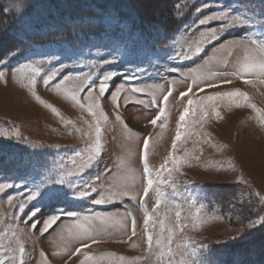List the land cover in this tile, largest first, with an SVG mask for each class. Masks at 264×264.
Masks as SVG:
<instances>
[{
  "label": "rangeland",
  "instance_id": "obj_1",
  "mask_svg": "<svg viewBox=\"0 0 264 264\" xmlns=\"http://www.w3.org/2000/svg\"><path fill=\"white\" fill-rule=\"evenodd\" d=\"M143 1L145 2H137V10L151 9L161 18L165 16L168 3H175V0ZM209 2L210 0L198 1L186 23L180 26L174 36L151 51L141 49L137 41L127 39L115 31L111 32L110 29L104 37L96 36L66 47L47 44L36 46L31 51L20 55L17 53L10 58L9 63L14 68L20 63L34 61L44 55L59 57L48 69L50 73L59 63L71 65L72 59L84 56V64L70 66L63 73L73 76L95 72L97 69L92 64L112 60V63L103 65L102 70L115 71L117 76L113 79L116 83L124 81L125 76H135L136 79L124 81L115 104L110 94L108 98L101 100V110L107 116V120L102 122L103 155L84 173L78 174L84 183H90L94 177L101 176V183L92 184L99 191L86 198L74 195L75 191L83 189V184L74 189L71 181L64 184L45 183L44 176L49 168L59 169L61 164L64 172L74 171L71 162L63 158L74 155L75 151L85 153L92 143L94 130L89 125L93 117L86 110L87 104L92 101L84 98L87 92L79 96L81 104L85 105L81 108L63 92L54 90L55 83L63 75L49 86L43 84V75L38 78L34 89L36 94L45 104L56 107L60 112L58 116L45 107V104L37 101L27 87L10 75L7 83L0 80V128L8 129L9 132L16 128L24 138L17 140L0 136L1 140L9 142L11 148L16 150L15 154L2 156L0 181L10 180L20 182L21 185L19 189L6 190L7 195L0 193V264H19L21 245L26 250L24 264H79L83 257L79 254L72 255L75 248L80 246L79 241L70 232H75L77 220L82 221L84 215L93 213L112 218L107 225L100 220L93 221L97 230L106 229L97 234V243L88 241L89 247L85 249L96 256L110 252L114 257L124 256L126 264H181L190 259L187 253L192 245L186 246L184 243L188 239L198 248L206 245L197 249V255L192 258L193 264H264V245L256 242L264 238V223L251 229L246 227L252 220L264 215V211L258 205V197H253L257 203L247 199L249 189L243 182L246 180L253 190L264 195V83L261 82L264 77L254 74L243 79L238 76H208L213 72L230 73L244 62L246 56L260 60L258 52L248 51L242 46L235 47L232 41L246 35L264 37V24L248 14L250 12L243 0H214L211 7L196 11L202 4ZM116 4H124V1ZM186 5L184 2L176 7L181 13L187 8ZM221 9H230L233 15L237 14L247 22L227 28L215 40L211 41L209 37L210 42L202 44V51L196 54V42L201 39L200 34L219 27L221 22L212 21L199 27L196 25L204 16ZM251 11L255 14L254 7ZM261 20L264 22V18ZM186 26L189 27L188 31H183ZM98 50L100 54L97 57L95 53ZM171 57L190 59L181 61ZM171 69L177 71L173 72ZM201 73L217 86L205 87L203 92H198L193 86V97L239 90L246 94L247 100L238 97V102H233L228 97H223L214 104L219 116L212 111V105L206 109L208 115L203 119L200 116H190L187 122L190 135L177 142L173 150L172 140L177 118L188 98L185 97L182 101L180 93L187 91L193 76ZM46 74L48 73L44 75ZM225 79L231 82L223 83ZM137 87L145 91L135 92ZM169 87L172 89L169 99L161 104ZM93 94L98 96V90ZM153 98L155 103H152ZM161 106L166 109L165 116L156 125L150 124L149 121L157 115ZM117 113L131 132L116 121ZM65 120H70L71 123H65ZM160 124L164 125L162 129ZM85 132H91L92 139ZM144 137L151 138L147 159L153 170V179L157 182L150 189L142 206L139 196L143 194L146 181L140 154ZM32 144L43 146L33 147ZM50 145H60L61 148L55 149ZM25 152H28L27 158H32L31 155L36 158L32 166L18 164L17 160L26 157ZM170 152L182 157V161L170 177L168 172L162 171L157 178L155 173L160 170V165L165 163ZM167 166L173 167L170 160ZM237 177L242 179L237 180ZM160 179H164L165 183H159ZM73 183L77 182L74 180ZM40 184L43 187L39 188L38 196L21 212L18 205L25 202L26 196L22 200L19 198L20 194ZM124 185L129 188L131 196H137L136 200L124 198L122 202L112 200L105 204L92 202L100 198L107 200L111 191ZM158 190L164 194L163 202L154 215L150 229L161 234L163 247L154 243L152 250L145 252L144 209L152 211ZM8 195L14 197L11 202L8 201ZM35 208L39 211L29 217L28 214ZM58 210L76 212L77 216L61 217L42 235L44 220ZM176 211L181 213L179 222L175 216ZM128 213L131 215H127ZM133 219L135 235L132 234ZM116 220H120L124 227L115 224ZM161 220L164 222L163 228L160 227ZM36 222L39 223L33 232L31 224ZM178 224L186 227L181 229ZM242 227L245 229L243 232L240 231ZM169 228L172 229L170 253ZM41 252L45 255L41 256ZM213 254L220 256L212 261L210 255L213 257ZM100 264H108V259L102 260Z\"/></svg>",
  "mask_w": 264,
  "mask_h": 264
},
{
  "label": "snow or ice",
  "instance_id": "obj_2",
  "mask_svg": "<svg viewBox=\"0 0 264 264\" xmlns=\"http://www.w3.org/2000/svg\"><path fill=\"white\" fill-rule=\"evenodd\" d=\"M214 0H210L207 4H202L201 7H198L196 9L197 12H200L204 8L211 7ZM16 12L18 14L17 21L19 25H21L25 32H32L33 31V25L31 22L25 19L26 12L25 9L28 7V4L26 0H17V2L14 5ZM219 7V5H217ZM178 11V9H176ZM177 19L180 17L174 16ZM212 21H220L219 27L211 28L209 32H202L200 34L201 39L197 41V46L195 47V53L199 54L202 51L201 45L205 43H209V37L212 40L217 39L227 28L233 27V26H241L244 25L247 21L244 18H241L239 15L231 13L230 9H221L216 12H212L210 15L204 16V18L200 19L196 27H199L201 25H208ZM191 27V26H190ZM188 26H186L185 30L188 31ZM0 31L6 32L7 26L0 25ZM259 41V42H258ZM233 46L235 47H244L248 51H255L258 52L261 55L260 60H256L254 58L245 57L244 62L239 64V67L234 69L233 71L229 72H222V73H209V77H216V76H232V77H240L243 79L247 75L254 74L259 77H264V37H252V36H245V37H239L238 39L232 41ZM175 45H173L174 47ZM223 47V45H221ZM19 52V49H14L12 52H9L6 56L0 58V80H3L5 83L8 82L9 75L12 79H15L19 81L22 85L28 88L29 92H31L32 96L35 97L37 101H39L41 104H45V101H43L40 96H38L35 92V85L37 83L38 78H40L43 75V84L45 86H49L50 84L54 83V81L63 73L66 69L71 67H76L77 65L84 64V56H77L75 59L71 60V65L69 64H63L59 63L58 67L53 68L50 73L48 72V69L51 67L53 62L57 61L59 57L56 56H41V58L35 59L34 61L24 62L20 63L18 66L14 67L12 64L9 63V60L12 56L16 55V53ZM100 54L99 50L95 53V55L98 57ZM172 59H179L181 61L185 59H190V57H171ZM101 60V59H98ZM101 64H92V67L97 69L95 72H88L83 74H77V75H63V78L59 80L58 83H55V89L56 91L63 92L65 96L70 98L73 102H75L77 105H79L81 108H84L85 105L81 104V101L79 99V96L83 92H87V95L84 97L86 100L92 101L87 104L86 110L87 112L93 117L92 123L89 125L91 129L94 130V139H92V133L91 132H85V135L89 136L90 139H92V143L88 146V149L85 153L82 154L81 151H75L74 155L70 157H64L63 159L66 161H70L74 171L64 172L63 166L59 167V169L56 168H49L46 172V175L44 176V182L45 183H68L71 181V186L76 189L80 184H83V189L79 192H74V195L78 198H86L90 195L96 194L99 191L98 187H93L92 184L100 185L101 183V176H96L93 178V180L90 183H84L78 176V174L84 173L89 167L93 165L94 162L98 160L99 157L103 155V143H102V122L107 120V116L105 115V112L101 110V100L108 98L109 94L111 96L112 102L115 104L117 97L119 95L120 87L124 81L129 80H135V76H125L124 81L120 83H116V81L113 79L117 76V73L115 71H106L102 70L103 65L112 63V60H101ZM171 71L175 72L177 69H171ZM45 73H48L44 75ZM101 73H103L101 75ZM95 77V79H93ZM98 82V84H97ZM230 80H223V83H230ZM245 82H251V81H245ZM264 83V80L261 81ZM97 86V87H94ZM193 86L196 87V90L198 92H203L204 88H212L216 87L217 85L210 81V79H206L204 74H196L192 78V82L188 87V90L185 92L180 93V97L183 101V98L188 97L186 103L184 104L183 110L179 113V116L177 118L176 122V130H175V136L172 140V149L174 150L176 148L177 142L181 141L182 138H186L190 135V133L187 131V122L188 118L200 116L201 119H203L206 115H208L206 109L209 108L210 105H212V111L215 113L216 116H219L220 113L215 111L214 104L216 101L223 97H228L233 102H238L236 98L241 97L247 100V96L244 92H241L239 90H235L232 92H216L212 95H198L193 97L191 95ZM98 90L99 95L95 96L93 93L94 91ZM135 92H143L145 91L143 88H135ZM172 89L169 87L167 89V94L163 95V100L161 101V104H164L168 101L169 95L171 94ZM141 103H144V101H141ZM152 103H155V98H153ZM118 107V105H116ZM45 107L50 108L53 113L56 115H60V112L56 107H53L51 104H45ZM254 107V106H253ZM166 109L165 107L161 106L158 109L157 115L149 121L150 124L156 125L157 122L165 116ZM116 121H118L120 124L123 125L124 129L128 132H131V129L128 128V125L124 120H122L119 113L116 114L115 117ZM264 122V121H262ZM65 123H71L70 120H65ZM164 127L163 124H160V128L162 129ZM135 135V134H133ZM0 136L6 137L8 139H17L21 140L24 139L21 136V133L16 129L13 128L11 132H9L8 129L0 128ZM150 137H144L143 139V146L141 148V154L140 159L143 161V175L145 178V186L143 187V194L139 196V200L141 205L143 206L145 199L147 198L150 189L152 186L157 182L153 179V170L149 167L147 154H148V148L150 144ZM33 147H42L43 145L39 144H32ZM49 147H54L55 149H60V145H50ZM130 154V153H129ZM77 158H79V163H77ZM171 161L173 167L168 168L167 164L168 161ZM182 157L175 156L173 153H169L168 157L165 158V163H162L160 165V170L156 171L155 176L159 178L161 176L162 171H166L169 173V177L171 176V173L174 169L178 168V165L181 163ZM108 171L107 169L105 170ZM241 177H237V180H241ZM76 181L77 183L74 184L73 181ZM248 186V193H247V199L253 203H257L253 200V197H258V205L262 206L261 211H264V195L260 194L259 192L252 189L251 185L248 184V182L245 180L243 181ZM159 183L163 184L165 183L164 179H160ZM20 182H14L8 180L0 181V193H4L7 195L6 190L10 188H20ZM43 187V184L38 185L36 188L29 190L27 189L26 192L20 194V199H24L26 196L25 202L19 203L18 208L22 212L24 208L33 200L35 199L39 194V188ZM173 187L175 185L173 184ZM163 196L164 194L162 192H159L157 198L155 199V202L152 206V211H148L147 208L144 209V217H143V229H144V237L146 242V248L145 252H150L153 248V244L155 243L158 246L163 247L162 242V236L159 233H154L150 229V225L154 222V215L158 212V208L163 202ZM124 198H130L131 200H136L137 196H131L130 190L127 187V185L121 186L120 188L113 190L110 192V195L108 196V199L100 198L95 199L92 202L94 204H105L108 201L112 200H122ZM14 199L13 196L8 195V201L11 202ZM39 211L38 208H35L30 212L28 215L29 217H32L35 215V213ZM197 212H199V209H197ZM127 215H131V213H128ZM76 212H65L63 210H58L57 213L52 214L50 217L46 218L44 220L43 227L41 228V234H45L61 217H67L72 218L76 217ZM177 222H179L181 213L180 211H176L175 213ZM94 220H100L104 225H107L110 220H112L111 217L103 215L101 213H93L91 215H84L82 218V221L77 220V222L74 225L75 232L70 234L74 236L79 241V247L75 248V251L72 253V255H81L83 259L79 261V264H100V262L104 259H108V264H126L125 257L119 256L114 257L113 253H106L103 256H96L92 254L91 252L85 250L89 247L88 241H92V243H97V234L99 232H103L106 229L101 228L97 230L93 226ZM32 223L31 228L34 232L37 224ZM115 224L120 225L121 228L124 227L123 223L120 220L114 221ZM261 223H264V215H261L259 219L252 220L250 223L247 224V229H251L256 225H259ZM178 226L183 229L186 227V225L178 224ZM196 226L195 224L193 225ZM160 227H164V222L160 221ZM245 229L242 227L240 229L241 232H243ZM96 233V234H94ZM168 252H172L171 248V239H172V229H168ZM133 235H135V220L133 219ZM185 245L191 244V250L188 251V256L190 257L187 261H182L181 264H193L192 258L197 255V249L204 247L206 245H200L199 248L193 244L190 240L185 239L184 241ZM25 247L23 245L19 248L20 253V261L19 264H24V256H25ZM41 256L45 255V253L41 252Z\"/></svg>",
  "mask_w": 264,
  "mask_h": 264
},
{
  "label": "trees",
  "instance_id": "obj_3",
  "mask_svg": "<svg viewBox=\"0 0 264 264\" xmlns=\"http://www.w3.org/2000/svg\"><path fill=\"white\" fill-rule=\"evenodd\" d=\"M118 1H124V4H116ZM198 1L200 0H175L173 5L168 3L165 16L161 18L151 9L137 10V2L144 3L143 0H26L28 7L25 9V19L31 22L33 31L25 32L16 23L18 14L14 5L17 0H0V25L7 26L6 32L0 31V58L14 49H19V54H16L20 55L36 46L47 44L64 47L88 41L98 35H107L110 29L111 32L115 31L127 39L137 41L142 49L154 50L171 39L180 26L186 23ZM246 1L255 3V0ZM184 2L187 4L184 12L180 13L179 9L176 11V6ZM257 4L261 7L260 2ZM11 146L9 142L0 139V167L3 155H9L11 150L16 152ZM24 155L26 157L19 161L16 156L19 165L32 166L36 162L31 154L34 160L27 158L28 152ZM256 242L263 246L264 238ZM219 256L213 254L210 259L213 261Z\"/></svg>",
  "mask_w": 264,
  "mask_h": 264
}]
</instances>
